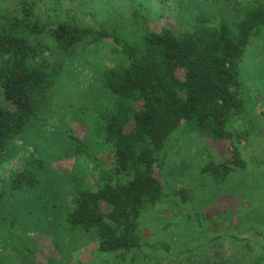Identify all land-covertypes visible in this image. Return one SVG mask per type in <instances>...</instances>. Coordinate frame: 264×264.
<instances>
[{
	"label": "trees",
	"instance_id": "trees-1",
	"mask_svg": "<svg viewBox=\"0 0 264 264\" xmlns=\"http://www.w3.org/2000/svg\"><path fill=\"white\" fill-rule=\"evenodd\" d=\"M66 1L42 0L44 13L28 0H18L11 12L0 0V162L30 123L47 118L50 92L65 60L112 40L122 60L102 74L108 105L86 111L96 148L69 135L75 155L89 159L94 169L74 188L70 211L56 219L52 236L57 249L64 241L89 236L96 255L113 257L103 264H136L149 257L141 217L147 207L169 198L160 173L175 130L193 124L214 142L229 141L227 161L202 170L216 182L246 168L242 140L228 126L246 109L240 66L262 38L264 0H223L218 14H199L196 26L179 34L170 28L151 32L144 20L140 40L131 44L118 34L79 27ZM36 178L21 173L12 189L33 187ZM172 196L181 206L191 201L185 189ZM4 202L0 192V218ZM17 219L14 208L10 230Z\"/></svg>",
	"mask_w": 264,
	"mask_h": 264
},
{
	"label": "rangeland",
	"instance_id": "rangeland-1",
	"mask_svg": "<svg viewBox=\"0 0 264 264\" xmlns=\"http://www.w3.org/2000/svg\"><path fill=\"white\" fill-rule=\"evenodd\" d=\"M17 1L2 3L12 12ZM28 1L47 13L42 0ZM222 4L223 0H67L64 7L73 12L71 18L79 27L118 34L131 44L140 40L144 20L151 32L170 28L179 34L194 28L199 14H218ZM116 49L111 40L67 58L50 92L47 118L30 123L7 146L0 162V192L5 196L0 264H47L50 259L63 260L56 264H103L113 259L96 255L89 236L64 241L57 249L52 235L56 219L70 211L74 188L83 186L94 169L89 159L75 155L76 144L69 135L96 148L86 111L108 105L102 74L122 60ZM240 69L246 109L228 127L242 140L246 168L216 182L202 170L211 162L227 161L229 141L214 142L193 124L175 130L160 173L169 198L144 211L140 224L149 257L136 264H264V32ZM21 173L34 174L36 185L12 189ZM180 189L191 197L183 206L171 200ZM14 208L18 221L12 231L8 219ZM152 245L163 248L157 251Z\"/></svg>",
	"mask_w": 264,
	"mask_h": 264
}]
</instances>
